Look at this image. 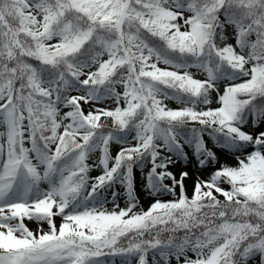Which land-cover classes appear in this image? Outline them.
<instances>
[{
    "label": "rangeland",
    "instance_id": "374dc122",
    "mask_svg": "<svg viewBox=\"0 0 264 264\" xmlns=\"http://www.w3.org/2000/svg\"><path fill=\"white\" fill-rule=\"evenodd\" d=\"M227 1L252 24H242L224 7L217 20L216 15L212 17L215 22L223 17V28L216 37L210 36V28L206 38L193 9L179 0H82L85 16L79 15L76 31L68 34L54 26L47 1L31 2L36 31H47L45 47H35L37 53L60 54L70 61L83 41L96 33L100 50L79 65L80 75L83 80L106 76L113 92L97 97L68 86L65 94L83 101L95 124L115 128L128 123L131 127L124 139L114 135L111 153L104 148L109 133L100 132L87 149V170L81 169L79 150L64 161L66 177H62L46 174L43 156L51 157L62 148L59 138L64 137L63 148H67L88 133L62 130L65 107L57 101L54 112L60 129L51 145L38 152L29 143L23 104L29 98L41 101L42 97L29 89L26 96L16 83L23 80L15 66L23 54L16 50L19 28L9 16L14 1L0 0V57L6 59L0 64V229L5 230L0 233V264H16L13 252L19 250L27 252L17 264H264V144L258 143L264 136V103L255 109L249 102L264 73V54L251 51L257 33L264 44V0ZM152 26L173 45L195 53L205 43L242 65L243 73L237 77L214 74L216 63L210 62L208 51L186 66L167 60L144 36L143 27ZM18 67L26 75L25 83L30 78L42 82L51 102L55 81L43 78V82L37 70L24 62ZM172 86L207 90L209 96H180L170 91ZM17 129L23 135V157H16L11 146ZM233 136L250 139V144L232 151L227 145ZM153 148L163 157V166L170 174L172 183L167 190L153 187L149 176L155 166ZM134 150L142 151L143 159L141 164H132L139 168L135 169L138 183L134 179L130 195L131 164L118 159V152L133 157ZM72 170L87 175L78 192L69 187ZM110 173L114 176L106 183ZM96 192L98 195L92 194ZM207 192L223 202L207 209L174 210L165 219L154 217L148 222L154 223L157 232L168 229L179 234L183 244L179 250L170 244L162 246L174 233L145 238L142 231L146 223L137 225L139 234L119 246L121 240L98 229L99 221L113 222L119 217L134 224L144 222L142 216L152 208L177 205L182 196ZM55 241L60 244L50 249L42 246ZM78 242L81 245L74 244Z\"/></svg>",
    "mask_w": 264,
    "mask_h": 264
},
{
    "label": "trees",
    "instance_id": "16d2710c",
    "mask_svg": "<svg viewBox=\"0 0 264 264\" xmlns=\"http://www.w3.org/2000/svg\"><path fill=\"white\" fill-rule=\"evenodd\" d=\"M14 2L11 3L12 8V15H9L10 18L14 20V24L18 26L19 31L17 33V41L18 45L16 46L17 49L22 50V54L20 58H18V55L20 52L16 54L17 56V62L15 66L18 68V73L20 74V77L23 78V80H20L19 82H16L21 87H26L28 84L26 81V75L24 73H21L19 70L18 64L20 62H24L26 64L31 65L35 69L38 70V73L41 74L44 78H57L59 81L56 83V89L58 90V99L61 98L62 94L66 89H68V86H74L77 89H84L89 94L94 93V89H97V96H100L102 93L107 94L111 91L110 88L105 87V81L100 79H90V80H82L81 76L79 74V65L86 63L88 60H90L99 50V43L96 41V33L91 34L90 37L83 41L82 46L79 50H77L75 53L72 54L70 57L71 60H65L63 58H60V54H42L37 53L35 51V47H45L44 43L46 41V30L44 28H40L39 31H36L37 27V21L34 15V11L31 8V2L35 0H13ZM40 1V0H36ZM47 1L46 4H49V7L53 14V22L55 23L56 28H60L61 32L69 33L76 31V24H78V17L79 15L85 16V11L81 8V1L82 0H45ZM180 4L190 6L194 11L195 14L202 20V21H208L207 25L213 24L212 17L216 15V19L218 16V11H220L222 8H228V10L234 14L240 19V21L247 24V26L251 25L252 23L244 16L239 15L238 7L232 2L227 0H179ZM92 21L93 18H91ZM97 24H100V22L94 21ZM222 26V20L218 21L216 24H214V35H216L220 28ZM208 28V27H207ZM144 36L148 39V41L155 46L157 50L161 52V54L166 57L167 59H170L174 62H179L182 64H191L202 56L203 52H201L199 55H195L190 50L187 49H180L176 48L169 40L162 35L155 26H152L151 28L143 27ZM28 47V49H26ZM28 50V52H27ZM251 51L254 54H264V44L263 40L259 33L255 35V38L253 40V44L251 46ZM214 52H211V54ZM7 59L9 57H5ZM14 58V57H12ZM69 58V59H70ZM214 59L212 57L211 61ZM6 60V59H5ZM5 60H2V56L0 57V64H2ZM220 64H219V72H226L233 76H238L242 72V68L240 65L234 63L231 59L226 58L224 56L220 57ZM63 61V62H62ZM215 64V63H214ZM216 70H218V62L216 61ZM218 72V73H219ZM26 73V72H25ZM217 73V72H216ZM66 77L68 79H66ZM263 81L262 84L256 87L257 90L253 94V97L251 98L250 102L254 103L255 105H259L261 103H264V74H263ZM71 83V85L69 84ZM30 85H35V83H30ZM172 90H176L175 88H172ZM176 92V91H174ZM183 94V93H181ZM204 94V93H202ZM63 99V103L67 106V110L64 113V122L65 126L67 128H70L72 130H83L88 131L90 134V137L83 142L77 143L75 146L70 147L64 152H61L59 154H56L57 156L52 159L46 160V168L49 170V172L52 174H55L57 170H59L62 165V161L66 159L68 156H70L72 153H74L78 149L83 150L86 147H91L93 143L95 142L98 134L100 131H105L109 133V139L105 143V149L109 153L112 152L111 150V144L115 141L114 135L118 137L119 139L125 138L129 131L130 126L127 124L126 128H113L109 127L108 125H102V124H94L91 119L87 116L85 112L84 102L77 100L70 95L65 96ZM48 106L52 107V105L48 104ZM29 124L31 132L33 133V139L35 142V146L38 149L44 148L47 144H49L50 139L53 137V132L55 129V114L51 111L50 108H42L40 104H37V108L31 110L30 116H29ZM208 125V124H207ZM210 128H214L212 125H208ZM101 128V129H100ZM226 133H229V131H225ZM91 136H93L91 138ZM223 139H228L227 137H223ZM229 148H238L242 144H246V141L240 140V139H233V141H230ZM259 143L264 144V137H262L259 140ZM60 145L64 146V142L62 139H60ZM242 148V147H240ZM87 150H84L82 154L84 156L86 155ZM138 154V153H137ZM135 157H129L125 153H121L119 156L121 158L126 159L130 161L131 163H139L142 160V157L139 156V154ZM153 154L155 157V160L157 161L158 158L161 157L160 153L153 148ZM52 160V161H49ZM130 163V164H131ZM82 168L87 169L88 163L84 160H81ZM78 172V171H77ZM76 171H73V176L77 173ZM151 179L158 189H168L170 184L172 183L170 177L167 173L164 172V170L157 168L155 171L150 173ZM225 177V176H224ZM110 178V177H109ZM132 178H135L132 175ZM86 179V175L76 176L70 181V188L73 189H80L81 183ZM133 180V179H132ZM223 202V200L214 194L213 192H207L203 193L201 195H198L196 197H184L177 205H170V206H162L155 208L150 214L145 215L143 218L146 220L144 222H139L134 224L131 219L128 218H117L113 222H107V221H99L98 222V229H100L101 232L108 236H113V238H118L122 242H120L117 246L121 245L122 243L129 241L131 237L135 236L136 234H139L136 226L141 225V223H146V227L143 229V235H145V238L150 239L154 237L155 235H158L159 233L166 234L168 233H174L173 237L171 238V241L168 243L163 244L162 246H165L166 244L170 248L174 250H179L180 247L183 245L182 242H180V235L175 233L173 230H161L160 232H157L155 230V226L152 224L154 223H148L151 222L154 217H160L162 219H165L167 215L174 210H179L183 208L191 209L194 206H199L202 208H209L213 205L219 206V204ZM218 203V204H217ZM254 215H252L253 217ZM251 217V218H252ZM250 218V219H251ZM264 220H262L261 223H263ZM142 227V226H140ZM75 238V237H73ZM164 239V238H160ZM159 239V240H160ZM59 241H55L51 244L53 245H59ZM80 244V242L76 243ZM90 245V244H89ZM158 243L154 244V246H157ZM156 248V247H155ZM21 253V252H20ZM19 253V254H20Z\"/></svg>",
    "mask_w": 264,
    "mask_h": 264
},
{
    "label": "bare ground",
    "instance_id": "6f19581e",
    "mask_svg": "<svg viewBox=\"0 0 264 264\" xmlns=\"http://www.w3.org/2000/svg\"><path fill=\"white\" fill-rule=\"evenodd\" d=\"M5 232V230L4 229H0V233H4ZM7 232V231H6Z\"/></svg>",
    "mask_w": 264,
    "mask_h": 264
}]
</instances>
